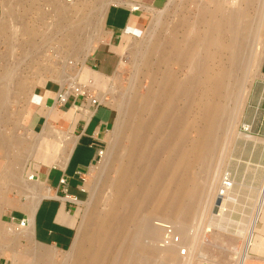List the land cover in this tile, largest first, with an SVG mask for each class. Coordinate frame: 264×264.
Masks as SVG:
<instances>
[{
    "label": "rangeland",
    "instance_id": "obj_1",
    "mask_svg": "<svg viewBox=\"0 0 264 264\" xmlns=\"http://www.w3.org/2000/svg\"><path fill=\"white\" fill-rule=\"evenodd\" d=\"M116 1L118 0H3L1 3L0 24L9 22L11 28L0 31V82L5 79L4 75L8 76L10 73L12 80L10 93L5 97L4 92L3 95L0 93V131L2 130L1 135L5 140V143L0 142V264L12 261L14 253L26 249L23 240L28 237L29 232L16 227L18 215L15 209L19 207L25 194L22 188L30 192L35 188L30 162L37 142L36 135L23 127L33 108L35 85L41 77L53 79L62 86L73 80V77L78 81L79 77L75 75L82 67V59L103 38L105 26L104 20H99L100 14L106 15L109 4ZM230 1L227 0L226 3L228 9ZM235 1H238L236 6L242 7L252 25L259 22V28L256 35L250 38L251 49L244 55L249 60L243 76L237 66L230 65L227 61V51L220 50L212 61L214 72L222 73L223 69L227 70L225 82L229 89L237 79L239 83L241 80L240 88L235 85L238 87H235V93L239 97L236 103L241 106L229 129L226 132L219 130L218 144L196 166L199 167L195 168L193 184L188 191L191 194L196 192L198 197L185 227L186 232L189 230V240L183 241L185 245L183 242L180 245L186 251L181 264H234L233 256L242 248L246 225L255 212L264 183V76L260 71L264 50V8L257 6V3L247 5L243 0ZM211 2L212 0H165L151 9L144 29L127 44L117 73L107 81L104 89L90 86L92 94H105L103 102L116 109V121L105 139L102 158L85 178L87 198L78 205L76 233L70 248L52 255V262L43 264H72L77 256L73 247L77 242L84 243L86 231L94 229V223L105 211V201L110 196L105 183L116 176V169L121 162L115 155L116 148L126 149L131 145L127 111L131 105L143 102L151 86V73L156 68L157 60L156 53L151 50L153 44L155 41L163 42L174 25L184 18L189 22L196 21L200 6L210 5ZM99 6L101 10H98ZM225 14L229 15L228 12ZM84 19L91 20V23L84 22ZM13 26L15 29H12ZM88 44L89 49L85 47ZM2 98L6 102L1 104ZM233 99L229 101L230 107L234 104ZM126 101L129 108L124 109ZM45 133L47 132L44 131ZM48 134L52 136L54 133H47V136ZM191 135L194 136V133ZM41 144L42 141H38L36 145L41 147ZM207 168L216 178L213 181V176L209 178L206 191L203 187ZM11 171L17 174V180L15 176L14 180H9ZM226 174L232 180V190L229 196L225 194L221 197L219 183L223 182ZM33 179H36L35 176ZM223 204L225 208L221 213ZM257 224L264 227V222L260 220ZM4 228L12 229L11 235L6 234L8 229L5 231ZM261 234L264 236V231ZM34 249L43 250L38 247ZM261 252L257 253L258 259L252 264H264V248Z\"/></svg>",
    "mask_w": 264,
    "mask_h": 264
},
{
    "label": "bare ground",
    "instance_id": "obj_2",
    "mask_svg": "<svg viewBox=\"0 0 264 264\" xmlns=\"http://www.w3.org/2000/svg\"><path fill=\"white\" fill-rule=\"evenodd\" d=\"M243 1L264 8V0ZM237 2H229V11L227 0H212L210 5L200 6L196 21L189 22L184 18L174 25L163 42L153 44L151 50L156 53L157 60L151 73V86L143 102L131 105L127 111L131 145L126 149L116 148L115 155L121 162L116 176L105 183L110 194L105 198V211L94 223V229L86 231L84 243L77 242L73 247L77 256L72 259V264H181L184 260L186 251L180 245L189 240V230L186 232L185 227L198 197L196 192L188 191L193 184L195 168L218 144L219 130L226 132L229 129L241 106L236 103L239 97L235 93V87H241V80L239 83L237 79L229 89L225 82L227 70L214 72L212 61L220 50L227 51V61L237 66L243 76L249 60L244 55L251 49L250 38L259 28V22L252 25L242 7L236 6ZM98 10H101L100 6ZM226 12L228 16H225ZM102 14L101 21L105 18ZM84 22L91 23V20L84 19ZM10 28L9 22H1V32ZM85 47L89 49V44ZM93 47L90 48L94 50ZM76 72L75 76L79 77L81 67ZM10 74L4 75L5 79L0 82V93L3 95L4 92V97L10 93ZM97 96L101 102L105 100V94ZM3 99L1 104L6 102ZM232 99L234 104L230 107ZM127 104L126 101L124 109ZM51 128L46 127L45 131L62 137L59 130ZM1 131L0 142L5 143ZM35 149V152L43 151L38 147ZM207 169L203 187L206 191L209 178L213 176L212 181L216 178ZM15 175L11 171L9 180H14ZM222 180L219 192L229 196L232 183L226 186L224 178ZM224 206L220 208L221 213ZM259 220L264 221V183L255 212L246 225L242 248L233 256L234 264H243L253 251H262V242H256L260 240L256 232L263 229L257 224ZM6 229H3L6 234L11 235L12 229Z\"/></svg>",
    "mask_w": 264,
    "mask_h": 264
},
{
    "label": "crops",
    "instance_id": "obj_3",
    "mask_svg": "<svg viewBox=\"0 0 264 264\" xmlns=\"http://www.w3.org/2000/svg\"><path fill=\"white\" fill-rule=\"evenodd\" d=\"M164 1L118 0L110 4L104 19L103 38L85 59L78 82L104 89L107 81L117 73L127 44L144 29L149 11ZM260 71L264 76V50ZM35 86L33 108L25 125L22 124L36 135L37 142L42 141L41 147L35 141L34 150L38 146L44 155L33 152L30 167L36 178L33 179L31 174L35 188L32 192L22 188L25 194L15 209L17 221L27 219L28 223L22 229L29 232L23 240L26 249L13 254L12 261L17 264L50 263L52 255L70 248L76 233L78 202L87 198L85 178L100 161L98 150L105 148L107 134L116 121V109L105 102L91 114L80 110L79 105L86 102L73 94L68 96L65 104H59L57 92L62 85L53 79L41 77ZM46 127L59 130L62 138L55 139L57 134L53 137L44 135ZM63 175L68 179L69 195L76 200L64 197L59 185ZM262 228L256 232L260 237L256 242L263 245L261 249L264 248ZM257 253L262 252L253 251L243 264H252L258 259Z\"/></svg>",
    "mask_w": 264,
    "mask_h": 264
},
{
    "label": "built area",
    "instance_id": "obj_4",
    "mask_svg": "<svg viewBox=\"0 0 264 264\" xmlns=\"http://www.w3.org/2000/svg\"><path fill=\"white\" fill-rule=\"evenodd\" d=\"M70 80L67 85H63L60 90L57 92V102L59 104H65L67 101V98L70 94H73L74 96L81 97L84 99L86 104L83 103L79 105L80 110L86 112V113H92L101 103L98 96L96 94L91 93V85L90 83H80L74 80L75 83H71ZM88 105V106H87ZM248 130V129H246ZM105 148L98 150L99 158H102L104 154ZM264 162V161H263ZM224 182L226 186H230V183L232 180H230V177L226 174L224 175ZM60 189L62 190L64 197L72 200H76L75 198H71V196L68 193V179L65 175H63L59 180ZM219 196L223 197L224 194L222 192L219 193ZM12 220H15L14 217H12ZM28 223L27 219H21L20 221H17L16 224L19 227H23ZM2 264H17L12 261H5Z\"/></svg>",
    "mask_w": 264,
    "mask_h": 264
}]
</instances>
